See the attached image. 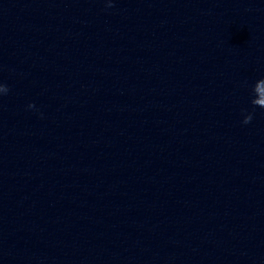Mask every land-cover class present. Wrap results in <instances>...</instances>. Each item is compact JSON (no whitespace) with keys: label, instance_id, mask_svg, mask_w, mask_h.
<instances>
[{"label":"clouds","instance_id":"clouds-1","mask_svg":"<svg viewBox=\"0 0 264 264\" xmlns=\"http://www.w3.org/2000/svg\"><path fill=\"white\" fill-rule=\"evenodd\" d=\"M106 6L112 7L113 3L112 0H106ZM9 91L8 87L4 84H0V94H7ZM251 105L253 107V112L255 108H261L264 109V78L258 79L254 85L251 86ZM29 108H33L34 105L29 104ZM253 112H248L246 115H244V118L242 120L243 124H249L253 119Z\"/></svg>","mask_w":264,"mask_h":264}]
</instances>
